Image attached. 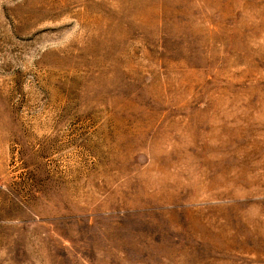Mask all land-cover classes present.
I'll return each mask as SVG.
<instances>
[{
  "label": "rangeland",
  "instance_id": "374dc122",
  "mask_svg": "<svg viewBox=\"0 0 264 264\" xmlns=\"http://www.w3.org/2000/svg\"><path fill=\"white\" fill-rule=\"evenodd\" d=\"M0 264H264V0H0Z\"/></svg>",
  "mask_w": 264,
  "mask_h": 264
}]
</instances>
